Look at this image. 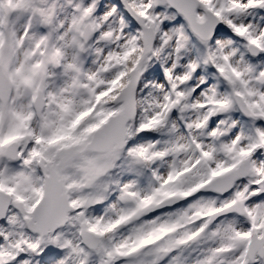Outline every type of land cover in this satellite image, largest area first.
I'll return each instance as SVG.
<instances>
[{"label": "snow or ice", "instance_id": "snow-or-ice-1", "mask_svg": "<svg viewBox=\"0 0 264 264\" xmlns=\"http://www.w3.org/2000/svg\"><path fill=\"white\" fill-rule=\"evenodd\" d=\"M0 264H264V0H0Z\"/></svg>", "mask_w": 264, "mask_h": 264}]
</instances>
